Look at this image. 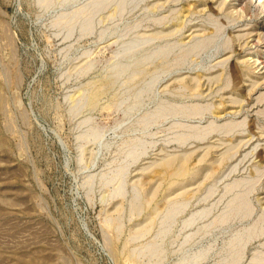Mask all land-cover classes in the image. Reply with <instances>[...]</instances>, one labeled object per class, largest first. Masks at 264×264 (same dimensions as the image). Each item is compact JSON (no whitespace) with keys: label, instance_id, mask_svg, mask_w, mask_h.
<instances>
[{"label":"rangeland","instance_id":"1","mask_svg":"<svg viewBox=\"0 0 264 264\" xmlns=\"http://www.w3.org/2000/svg\"><path fill=\"white\" fill-rule=\"evenodd\" d=\"M249 1L0 0V264H264Z\"/></svg>","mask_w":264,"mask_h":264},{"label":"bare ground","instance_id":"2","mask_svg":"<svg viewBox=\"0 0 264 264\" xmlns=\"http://www.w3.org/2000/svg\"><path fill=\"white\" fill-rule=\"evenodd\" d=\"M237 1H239V0H237ZM241 1V0H240ZM259 2H261L263 5H264V0H258V3ZM248 3V2H247ZM249 8H251L252 6H254L255 5V3L253 4V1L252 0H250L249 1ZM257 7L259 8V11L260 10H263V9H261L262 7H260V3H259V5H257ZM256 7V8H257ZM190 8V7H189ZM257 8V9H258ZM246 9H248V7L246 8ZM262 12V11H261ZM253 32H254V30H253ZM252 33V32H251ZM259 37V40H260V38H262V37H264V23L263 24H261V26H260V32L257 34ZM256 36V35H255ZM263 39V38H262ZM257 40V39H256ZM257 42H258V40H257ZM250 43V42H249ZM248 43V44H249ZM255 43V42H254ZM253 43V44H254ZM261 43V42H260ZM250 45V44H249ZM253 56V55H252ZM251 58V57H250ZM253 59V61H251ZM252 59L250 60L252 63H253V65L255 66L254 68L255 69H259V68H257V67H260L261 66V68L262 69H264V53H258V52H256V54H255V56H254V58L252 57ZM250 62V63H251ZM250 65V64H249ZM251 66V65H250ZM253 67V66H252ZM253 69V68H252ZM256 71V70H255ZM264 71V70H263ZM254 72V71H253ZM245 73V72H244ZM254 74V73H253ZM254 75H256V74H254ZM264 75V74H263ZM261 76V75H260ZM255 77V76H254ZM262 77V76H261ZM142 187V186H141Z\"/></svg>","mask_w":264,"mask_h":264}]
</instances>
